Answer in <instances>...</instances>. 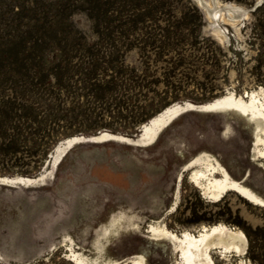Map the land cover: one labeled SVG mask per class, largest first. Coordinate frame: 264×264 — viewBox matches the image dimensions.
I'll use <instances>...</instances> for the list:
<instances>
[{
	"label": "rangeland",
	"instance_id": "rangeland-1",
	"mask_svg": "<svg viewBox=\"0 0 264 264\" xmlns=\"http://www.w3.org/2000/svg\"><path fill=\"white\" fill-rule=\"evenodd\" d=\"M208 3L220 18L198 0H0V175L53 170L42 183L0 185V264H75L66 235L88 256L100 255L96 264L136 253L146 264H179L168 240L144 231L157 219L179 231L241 228L245 253L218 247L215 260L264 264V207L235 191L211 201L186 175L170 209L181 165L202 151L264 196L259 130L237 111L186 112L152 145L79 143L48 165L55 145L70 136L132 137L170 104L264 90V0ZM230 5L242 16L229 17ZM44 198L49 210L25 220ZM119 211L134 217L101 238L98 250L97 232ZM82 214L88 218L73 221Z\"/></svg>",
	"mask_w": 264,
	"mask_h": 264
},
{
	"label": "bare ground",
	"instance_id": "bare-ground-1",
	"mask_svg": "<svg viewBox=\"0 0 264 264\" xmlns=\"http://www.w3.org/2000/svg\"><path fill=\"white\" fill-rule=\"evenodd\" d=\"M198 1L206 7L211 18L216 19L221 17L222 11L216 9V7L211 8L208 5L209 0ZM228 11L231 13H229V17L232 19L242 16L235 6L230 5ZM184 102L188 104L192 103L190 101ZM182 105L183 103L176 102L164 107L147 121L140 124L139 132L133 137L120 133L114 134L108 131H101L96 135H74L65 138L59 141L53 148L51 152L52 160L48 162V165L53 163L52 168L57 166L76 144L82 142L102 143L117 141L133 146L152 145L157 141L161 132L181 115L184 111ZM199 105L201 112L237 111L250 120L255 121L259 131L256 133L254 149H259L258 153L264 159V148H259L258 146L260 142L264 143V138L262 137V133H264V90L262 88L245 90L240 94L228 91L211 101L203 104L199 103ZM52 171L53 170L46 168L33 177L0 175V179L3 180L2 184L4 185L15 186L17 184H22L23 186H30L36 183H42ZM186 175H188L190 182L199 189L200 193L211 201L220 200L228 192L235 191L250 202L264 207V196L258 194L253 188L247 185L244 180L236 179L216 156L202 151L192 156L181 165L177 174L176 189L170 209H176L178 205L180 184L183 177ZM154 191H156V189L152 187V189H149L148 193L142 197H145L146 200L147 195L153 194ZM121 198L122 197H120V199ZM140 198L141 197L138 199L141 200ZM122 199L127 203L132 202L131 197H123ZM136 202L142 204L141 201ZM84 208L85 206L81 205L79 211H84ZM86 214H82V218H88ZM133 217V215H128L125 211L112 213L109 216L107 225L104 227L102 225L100 228L102 231H99L100 233L97 232L94 242L92 241L96 248L100 250L103 247L101 238L117 233L123 226V223L131 221ZM162 221H160V219L151 220L144 231L152 239L168 240L172 245V250L180 256L179 264H218L213 255L214 249L218 247L234 252L235 255H243L245 253L247 236L241 228L229 227V225L227 226L225 223H215L212 225L204 224L198 230L185 228L179 231L169 228ZM127 224L128 223H126V225ZM132 224L134 228L138 226L136 223ZM66 236L69 239V243H67L69 250L67 256L75 264H96L95 262L99 261L100 255L94 257L88 256L82 250L78 249L79 245L70 235ZM227 256L229 255L223 253L224 260H229ZM101 264H146V262L143 254L136 253L121 259L105 260ZM238 264L243 263L239 262Z\"/></svg>",
	"mask_w": 264,
	"mask_h": 264
},
{
	"label": "water",
	"instance_id": "water-1",
	"mask_svg": "<svg viewBox=\"0 0 264 264\" xmlns=\"http://www.w3.org/2000/svg\"><path fill=\"white\" fill-rule=\"evenodd\" d=\"M181 103H183V105H182V107H183V109H184V111L181 113V114H183V113H186V112H191V111H201L200 110V105H199V103H194V104H188V103H186V102H181ZM134 136V135H133ZM132 136V137H133ZM82 143H92V142H82ZM248 175H250V172L248 171L247 173H246V176H248ZM242 180V179H241ZM3 180L2 179H0V185H4V184H2L3 182H2ZM21 186H23L22 184H18V187H21ZM92 192V191H91ZM76 197H78L77 195H76ZM78 199V198H77ZM77 201V200H76ZM77 203V202H76ZM77 205V204H76ZM79 207H81V204H80V206ZM40 210H45V211H47V210H49V200H48V198H44L42 201H41V203H38V204H36L35 206H32V208H31V210L27 213V215H26V217H25V220H26V218L27 219H29V218H31V217H33V216H35V214L37 213V212H39ZM81 216V215H80ZM82 219H85V218H76V217H74L73 218V221H78V220H82Z\"/></svg>",
	"mask_w": 264,
	"mask_h": 264
}]
</instances>
